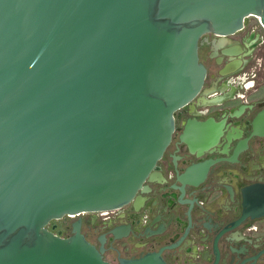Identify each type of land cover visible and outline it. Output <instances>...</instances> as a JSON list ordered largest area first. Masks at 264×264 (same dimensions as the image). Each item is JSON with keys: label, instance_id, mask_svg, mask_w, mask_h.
<instances>
[{"label": "water", "instance_id": "water-1", "mask_svg": "<svg viewBox=\"0 0 264 264\" xmlns=\"http://www.w3.org/2000/svg\"><path fill=\"white\" fill-rule=\"evenodd\" d=\"M250 16L264 0H0V264H108L79 218L47 224L137 201L202 85L198 40Z\"/></svg>", "mask_w": 264, "mask_h": 264}, {"label": "flooded vegetation", "instance_id": "flooded-vegetation-1", "mask_svg": "<svg viewBox=\"0 0 264 264\" xmlns=\"http://www.w3.org/2000/svg\"><path fill=\"white\" fill-rule=\"evenodd\" d=\"M197 58L202 85L174 112L158 176L137 201L51 221L48 231L68 238L79 218L108 264L151 254L164 264H264V28L250 16L231 35L205 34Z\"/></svg>", "mask_w": 264, "mask_h": 264}, {"label": "built area", "instance_id": "built-area-1", "mask_svg": "<svg viewBox=\"0 0 264 264\" xmlns=\"http://www.w3.org/2000/svg\"><path fill=\"white\" fill-rule=\"evenodd\" d=\"M69 217H71V216H69Z\"/></svg>", "mask_w": 264, "mask_h": 264}]
</instances>
